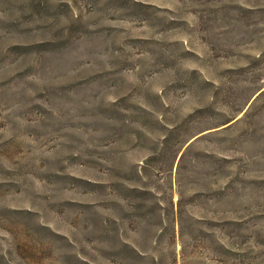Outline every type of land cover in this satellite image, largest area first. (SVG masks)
<instances>
[{
	"label": "rangeland",
	"instance_id": "1",
	"mask_svg": "<svg viewBox=\"0 0 264 264\" xmlns=\"http://www.w3.org/2000/svg\"><path fill=\"white\" fill-rule=\"evenodd\" d=\"M0 264H264V0H0Z\"/></svg>",
	"mask_w": 264,
	"mask_h": 264
}]
</instances>
